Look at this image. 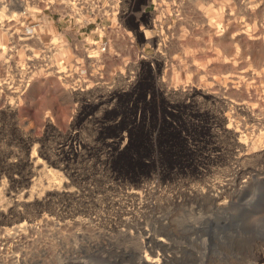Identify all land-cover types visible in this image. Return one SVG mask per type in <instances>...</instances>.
<instances>
[{
	"label": "rangeland",
	"instance_id": "374dc122",
	"mask_svg": "<svg viewBox=\"0 0 264 264\" xmlns=\"http://www.w3.org/2000/svg\"><path fill=\"white\" fill-rule=\"evenodd\" d=\"M130 249L264 264V0H0V264Z\"/></svg>",
	"mask_w": 264,
	"mask_h": 264
},
{
	"label": "bare ground",
	"instance_id": "6f19581e",
	"mask_svg": "<svg viewBox=\"0 0 264 264\" xmlns=\"http://www.w3.org/2000/svg\"><path fill=\"white\" fill-rule=\"evenodd\" d=\"M163 146V145H162ZM161 147V145H160ZM189 196V195H188ZM223 197L221 196V192H217L214 190H207L206 192H196L194 195L189 196L186 200L188 202H192L195 205H203V204H211L212 207L215 208H221L226 206V202L223 201L222 199ZM184 201V200H183ZM187 202V203H188ZM179 207V206H178ZM192 207V206H191ZM198 207V206H197ZM203 207V206H202ZM201 207V208H202ZM156 216V215H155ZM154 216V217H155ZM169 216V215H168ZM157 217V216H156ZM165 217V216H163ZM167 217V216H166ZM158 221H155L158 223L160 229H166L167 224L165 223L164 218H158ZM154 221V220H153ZM153 227V226H152ZM169 228V227H168ZM153 229V233H149L146 237L145 240L147 242L150 243H165L167 239H171L172 240V236L171 234H169L170 232L168 230H164V231H159L157 230V227L152 228ZM159 231V232H158ZM172 232V231H171ZM159 236V238H158ZM190 237V236H189ZM201 237V236H199ZM181 239V238H180ZM189 239V238H188ZM168 240V241H169ZM145 241V242H146ZM183 241V240H182ZM181 242V241H180ZM183 244V243H182ZM186 244V243H185ZM174 245V244H173ZM177 245V243H176ZM177 247V246H176ZM184 247V246H183ZM181 246L177 247L176 250L178 251L177 254L179 253H183L185 251V253L187 252V248H183ZM150 249V248H149ZM152 249V248H151ZM150 249V251H151ZM128 255L130 256V262L131 264H159V262H157L154 258V256H151L149 258L144 259V257L140 256L139 254L136 253L135 250L130 249L128 252ZM122 259V258H121ZM125 259V258H124ZM129 263V262H128Z\"/></svg>",
	"mask_w": 264,
	"mask_h": 264
}]
</instances>
